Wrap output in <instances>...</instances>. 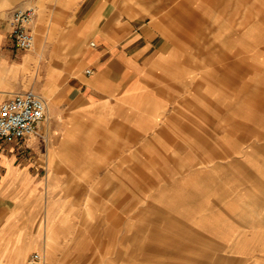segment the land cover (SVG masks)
<instances>
[{"label": "crops", "instance_id": "1", "mask_svg": "<svg viewBox=\"0 0 264 264\" xmlns=\"http://www.w3.org/2000/svg\"><path fill=\"white\" fill-rule=\"evenodd\" d=\"M28 91L0 264H264V0H0V104Z\"/></svg>", "mask_w": 264, "mask_h": 264}, {"label": "built area", "instance_id": "2", "mask_svg": "<svg viewBox=\"0 0 264 264\" xmlns=\"http://www.w3.org/2000/svg\"><path fill=\"white\" fill-rule=\"evenodd\" d=\"M35 15L36 9L32 6L16 8L12 13V36L20 50H28L34 45V35L29 25ZM47 110L46 98L33 91L17 93L8 98L0 104V138H26L32 135L45 119ZM40 260V253L32 255V263Z\"/></svg>", "mask_w": 264, "mask_h": 264}, {"label": "rangeland", "instance_id": "3", "mask_svg": "<svg viewBox=\"0 0 264 264\" xmlns=\"http://www.w3.org/2000/svg\"><path fill=\"white\" fill-rule=\"evenodd\" d=\"M156 222H157V218L155 217V218H150V219H145V217H135L134 218V225H135V227L136 226H138V227H141V226H145V224H147V225H155L156 224ZM137 235H141V236H143L144 235V233H135V236H137ZM136 240V239H135ZM35 253V252H34ZM33 253V254H34ZM32 254V255H33ZM32 255L30 256V262L32 263Z\"/></svg>", "mask_w": 264, "mask_h": 264}]
</instances>
